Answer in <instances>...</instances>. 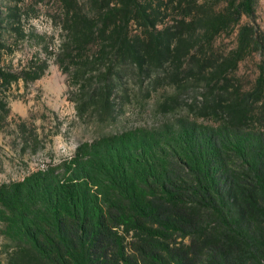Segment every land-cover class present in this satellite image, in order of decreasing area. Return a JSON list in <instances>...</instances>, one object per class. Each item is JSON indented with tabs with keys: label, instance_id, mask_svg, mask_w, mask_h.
<instances>
[{
	"label": "trees",
	"instance_id": "1",
	"mask_svg": "<svg viewBox=\"0 0 264 264\" xmlns=\"http://www.w3.org/2000/svg\"><path fill=\"white\" fill-rule=\"evenodd\" d=\"M55 1L57 62L77 59L80 77L105 62L91 104L110 106L124 64L152 76L189 40L212 50L236 28L235 45L219 62L209 54V84L254 54L262 58L251 89L215 95L211 124L179 119L101 135L58 164L0 184L7 253L0 264H264V35L251 21L257 0ZM9 17L0 14V61L11 32L23 36ZM45 69L36 57L19 70L0 65V125L11 85L35 81Z\"/></svg>",
	"mask_w": 264,
	"mask_h": 264
},
{
	"label": "rangeland",
	"instance_id": "2",
	"mask_svg": "<svg viewBox=\"0 0 264 264\" xmlns=\"http://www.w3.org/2000/svg\"><path fill=\"white\" fill-rule=\"evenodd\" d=\"M223 5L222 1L214 8ZM0 14L14 16L9 19L23 34L17 37L11 32L12 41L1 50L0 65L12 64L14 70H19L35 57L46 63L40 78L27 84L14 83L7 93L8 113L0 125V184L22 180L48 164H58L71 157L79 144L101 135L158 127L164 122L174 124L179 119L211 124L215 95L251 89L262 58L254 54L227 74L226 80L209 84V54L213 52L219 62L234 47L236 28L218 36L212 50L206 46L199 50L189 40L178 57L170 55L171 59L152 76L141 75L130 64H124L110 106L102 107L87 99L93 88L103 84L105 62H96L80 77L75 74L77 59L63 65L53 56L59 44V8L55 0H0ZM246 21V17L241 19V23ZM251 21L264 35V0L256 1ZM93 53V47L85 51L86 55ZM119 66L114 64L115 68ZM5 243L0 236L2 262L7 258Z\"/></svg>",
	"mask_w": 264,
	"mask_h": 264
}]
</instances>
